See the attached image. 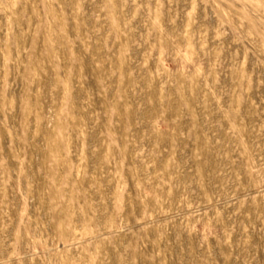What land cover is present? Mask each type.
<instances>
[{"label": "rangeland", "instance_id": "obj_1", "mask_svg": "<svg viewBox=\"0 0 264 264\" xmlns=\"http://www.w3.org/2000/svg\"><path fill=\"white\" fill-rule=\"evenodd\" d=\"M0 264H264V0H0Z\"/></svg>", "mask_w": 264, "mask_h": 264}]
</instances>
